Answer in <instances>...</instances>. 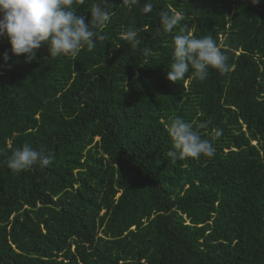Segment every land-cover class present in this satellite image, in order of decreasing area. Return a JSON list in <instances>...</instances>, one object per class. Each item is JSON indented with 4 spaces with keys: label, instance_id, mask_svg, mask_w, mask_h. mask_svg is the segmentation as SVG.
Listing matches in <instances>:
<instances>
[{
    "label": "trees",
    "instance_id": "1",
    "mask_svg": "<svg viewBox=\"0 0 264 264\" xmlns=\"http://www.w3.org/2000/svg\"><path fill=\"white\" fill-rule=\"evenodd\" d=\"M97 3L110 11L103 39L76 57L44 45L25 62L0 37V264H264V0L74 9L87 23ZM164 10L184 17L171 33ZM181 28L211 36L229 71L170 81ZM174 117L211 141V158L169 156ZM24 144L53 163L11 170Z\"/></svg>",
    "mask_w": 264,
    "mask_h": 264
},
{
    "label": "clouds",
    "instance_id": "2",
    "mask_svg": "<svg viewBox=\"0 0 264 264\" xmlns=\"http://www.w3.org/2000/svg\"><path fill=\"white\" fill-rule=\"evenodd\" d=\"M124 4H131L134 0H122ZM260 0H252L258 4ZM75 0H0V37H4L11 45L12 56H24L25 62L37 59V51L47 46L48 55L56 58L61 55L76 57L87 47H96V40L103 39L95 28L104 26L110 19V11L100 3L93 4L90 10V20L86 23L83 15H77L74 9ZM153 7L151 0H147L144 11ZM184 19L180 12L161 11L160 22L164 32L171 33ZM137 32L130 30L126 39L139 43ZM173 55L167 70V78L179 82L191 74L201 81L209 74V69L220 73L229 71L228 56L217 46L211 36L196 37L181 28L172 42ZM11 59L9 52L3 53V60L7 63ZM206 127L205 123L199 125ZM167 132L173 141L169 156L174 159L194 158L201 156L211 158L215 149L210 140L194 130V125L180 117L171 119ZM222 130L214 135L219 137ZM54 153L43 148L35 149L24 144L11 152L5 163L13 171L27 170L33 165L40 167L53 163Z\"/></svg>",
    "mask_w": 264,
    "mask_h": 264
}]
</instances>
